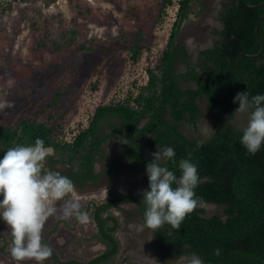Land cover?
Listing matches in <instances>:
<instances>
[{
  "label": "trees",
  "instance_id": "obj_1",
  "mask_svg": "<svg viewBox=\"0 0 264 264\" xmlns=\"http://www.w3.org/2000/svg\"><path fill=\"white\" fill-rule=\"evenodd\" d=\"M42 1L50 4L56 0ZM171 2L163 0L162 5ZM201 9L202 0L178 1L166 47L157 65L147 68L148 81L136 96L97 106L87 127L71 141L60 138V126L54 125V117L49 120L21 117L15 124L0 127V157L10 147L30 145L36 138H42L46 146L55 150L54 156L48 158V166L82 185L100 179L103 171L94 172V164L98 157L104 156V143L118 136L127 140L122 151L128 167L143 173L148 183L146 164L153 159L151 154L158 150L157 146H171L176 152V163L169 162V168L179 176L176 165L180 159L189 158L197 163L201 177L195 190L197 197L203 203L217 205L222 212L207 215L204 206H198L185 217L179 230L165 225L156 231L154 242L162 247L163 254L196 252L204 264H264V146L255 155L248 154L239 143L240 129L229 124L216 128L215 134L203 140L189 138L180 129L184 121L197 124L202 115L198 102L201 98L205 99L207 109L216 113L225 110L232 117L237 107L233 98L238 92L264 93V48L261 50L260 43L264 45V16L259 22L258 36L255 34L257 19L264 13V0H227L220 18L223 27L216 30L218 37L212 45L199 51L201 62L195 67L176 38L182 21ZM74 36L63 34V42L56 48L72 46ZM131 48L136 61L140 44L134 42ZM77 49L90 48L80 44ZM177 58L185 65L183 72L176 71ZM182 80L193 82L194 86L183 87ZM59 97L60 92L51 108ZM56 163L67 169H57ZM119 201L138 203L143 221L146 206L142 204V193L110 191L105 201L89 200L81 211L89 212L94 219L97 230L92 237L104 249L86 261L61 260L53 251V260L60 264L112 261L121 248L116 236L119 220L112 212ZM217 248L218 256L214 254Z\"/></svg>",
  "mask_w": 264,
  "mask_h": 264
},
{
  "label": "rangeland",
  "instance_id": "obj_2",
  "mask_svg": "<svg viewBox=\"0 0 264 264\" xmlns=\"http://www.w3.org/2000/svg\"><path fill=\"white\" fill-rule=\"evenodd\" d=\"M178 1L172 0L163 6V0H56L50 4L42 0H0V99L12 102L11 108L0 111V127L15 124L21 117L40 120L54 117V125L60 126V138L71 141L87 127L97 106L136 96L148 81L147 68L157 65L166 47ZM206 1V4L202 2L199 12L191 14L194 24L186 27L201 21L198 17L201 13L204 20L200 24L208 40L207 33L214 26L213 16L222 0ZM72 33L74 44L57 49L63 42V34ZM187 35L179 45L189 50L191 43ZM134 42L140 44L136 61L131 48ZM203 42L204 39L195 43ZM80 44L90 49H77ZM195 52L189 51L187 56L198 67L201 58ZM184 69L181 59L177 58L176 70ZM9 80L13 81L11 86ZM181 85L194 84L182 80ZM58 92L57 104L51 108ZM199 105L202 115L197 124L182 125L190 138L208 137L204 132L205 120L214 130L228 124L241 129L246 123L244 115L234 112L230 117L225 110L216 113L207 109L204 98L199 100ZM126 143V139L118 136L104 143V156L97 158L95 170L110 169L103 173L99 185L89 183L76 187L73 184L74 191L56 202L57 211L46 220L42 236L61 260L86 261L104 249L92 237L96 226L89 212L87 224H81L75 216L62 218L65 201L75 199L83 206L89 200L105 201L110 191L138 194L148 188L143 174L125 167L127 159L122 148ZM56 166L65 168L61 163ZM203 206L207 215L222 212L212 203H203ZM112 212L119 220L116 236L121 248L107 264H154L151 259L154 255L159 264H167L174 257L159 252L151 231L139 230L143 222L137 204L119 202ZM12 240L11 227L0 219V264H37L33 259L16 260L10 252ZM43 264L60 263L51 256Z\"/></svg>",
  "mask_w": 264,
  "mask_h": 264
},
{
  "label": "clouds",
  "instance_id": "obj_3",
  "mask_svg": "<svg viewBox=\"0 0 264 264\" xmlns=\"http://www.w3.org/2000/svg\"><path fill=\"white\" fill-rule=\"evenodd\" d=\"M8 83L11 86L13 81ZM233 99L238 102L235 113L246 116L239 143L248 154L255 155L264 146V93L238 92ZM11 107V101L0 99V111ZM204 132L209 138L215 134L206 120ZM157 149L146 164L148 188L142 192V204L146 207L143 223L139 225L141 232L147 229L152 235L165 225L179 230L185 217L203 206L195 191L201 181L197 163L189 158L180 159L177 176L168 166L169 162L176 163L175 149L171 146H157ZM54 151L42 138H36L33 144L8 148L0 157V219L12 229L10 252L18 261L33 259L43 264L53 255L52 247L43 240V228L57 211L56 202L74 191L72 180L46 163ZM72 216L81 224L89 223L88 214L81 211V204L75 199L65 201L62 207V218ZM214 254L220 255V249H214ZM151 259L159 264L155 258ZM169 261L204 264L196 252H180L167 264Z\"/></svg>",
  "mask_w": 264,
  "mask_h": 264
},
{
  "label": "flooded vegetation",
  "instance_id": "obj_4",
  "mask_svg": "<svg viewBox=\"0 0 264 264\" xmlns=\"http://www.w3.org/2000/svg\"><path fill=\"white\" fill-rule=\"evenodd\" d=\"M226 2H227V0H222L219 4H218V6H217V8H216V14L213 16V23L212 24H214V26L213 27H210V29H209V32L207 33V36H209V41H210V43H209V45L208 46H210V45H212V42H213V40L214 39H216L217 37H218V32H216V30L217 31H220L221 29H222V27H223V24H222V22H221V20H220V18H221V15H222V13H223V11H224V6H225V4H226ZM189 16H191V14L189 15ZM187 17V18H185L184 20L188 23L187 24V26L190 24V23H192V21L193 20H191V18L190 17ZM201 16V13H199L198 14V17H200ZM200 19V18H199ZM183 20V21H184ZM183 21H182V23H183ZM182 23H181V25H180V27L182 26ZM193 23H194V21H193ZM197 23H198V21H196L195 22V26L197 25ZM187 29V27H184L183 28V33L182 34H187V32H185V30ZM179 33V32H178ZM203 34V38H204V35H205V33H202ZM201 36V35H200ZM206 36V35H205ZM177 37H178V35H177ZM204 41H205V38H204ZM176 43L179 45L180 44V42H178L177 41V38H176ZM204 43V42H203ZM201 44V43H200ZM181 46V45H180ZM185 49H186V54L188 55V53H189V50L187 49V47H185ZM201 49H197L196 50V55L197 56H199L198 54H199V51H200ZM190 62V61H189ZM175 64H176V62H175ZM190 64H191V62H190ZM192 65V64H191ZM184 67H185V65H184ZM185 70V69H184ZM183 70V71H184ZM177 71V70H176ZM183 71H180V72H183ZM177 72H179V71H177ZM235 112V111H234ZM125 154V153H124ZM125 157H126V155H125ZM49 164V163H48ZM56 164H59V163H56ZM56 164H54V167H56L57 169H60V168H58L57 166H56ZM64 166V165H63ZM125 167H126V169H128L129 171H131V172H134V173H138V174H143V173H139V172H135V171H133V170H131L129 167H128V165H127V163H125ZM67 169V166H65V168L64 169H60V170H66ZM109 169H110V167H109ZM108 169V170H109ZM120 169V168H119ZM119 169H117V170H119ZM108 170H105L106 172H108ZM105 171H103L102 172V174H101V176L103 175V173L105 172ZM94 172H97V170H95V164H94ZM144 175V174H143ZM101 176H100V178H101ZM100 180V179H99ZM98 180V181H99ZM88 181H86L84 184H82V185H77L76 183H74L73 182V184L74 185H77V186H83V185H85L86 183H87ZM91 182V181H90ZM118 193H124V192H118ZM129 192H125V194H128ZM130 193H132V192H130ZM142 193V192H141ZM133 194V193H132ZM119 202H123V201H119ZM128 203H135V204H137L138 205V203H136V202H128ZM118 205V204H117ZM140 215V214H139ZM94 220V219H93ZM142 220V219H141ZM143 222V221H142ZM95 226H96V224H95ZM118 226H119V224H118ZM119 229V228H118ZM96 230H97V228H96ZM117 231V230H116ZM96 232V231H95ZM153 239H154V234H153ZM158 248H159V252H161L162 254H163V250H162V247L160 246V245H156ZM168 256V255H167ZM170 256V255H169ZM172 256H176V255H172ZM154 257L155 258H157L155 255H154Z\"/></svg>",
  "mask_w": 264,
  "mask_h": 264
},
{
  "label": "water",
  "instance_id": "obj_5",
  "mask_svg": "<svg viewBox=\"0 0 264 264\" xmlns=\"http://www.w3.org/2000/svg\"><path fill=\"white\" fill-rule=\"evenodd\" d=\"M246 1V0H245ZM255 7L256 6H259V5H254ZM264 16V13L261 15V16H259V18L257 19V22H256V26H255V34H256V36H258V26H259V22H260V20H261V18ZM190 17V16H189ZM191 18V17H190ZM188 23L184 20L183 21V23H182V26L180 27V30H179V33H178V37H177V41L178 42H181L183 39H185V35L184 34H182V32H183V28L184 27H186V25H187ZM196 30H198L199 31V33H201V31H202V27H200V26H198L197 28H195ZM207 41V39L204 41V43ZM192 43V42H191ZM204 43H202V44H195V45H192V44H190V46H189V51H191V53H193V52H195L196 51V49L197 48H200L199 46L201 45V47H202V45L204 44ZM260 43H261V50H263V48H264V45H263V43L260 41ZM208 47V46H207ZM259 52H257V53H251L250 55L251 56H254V55H257ZM241 54V53H240ZM240 54L238 55V57L240 56ZM237 61H238V58H237ZM89 183H91L92 185H94V184H97V185H99V181H94V182H90V181H88L86 184H89ZM85 184V185H86ZM76 187H77V185H75ZM84 186V185H83ZM78 187H81V186H78Z\"/></svg>",
  "mask_w": 264,
  "mask_h": 264
},
{
  "label": "crops",
  "instance_id": "obj_6",
  "mask_svg": "<svg viewBox=\"0 0 264 264\" xmlns=\"http://www.w3.org/2000/svg\"><path fill=\"white\" fill-rule=\"evenodd\" d=\"M202 2H203L204 4H206L207 1H206V0H202ZM204 6H205V5H204ZM199 18H200L201 21H199L197 24H198V26L202 27V31H201V33H199V31H198V34L201 35V37H202V36H203L202 33H203V30H204V27L200 24V22L203 23V20H204L203 18H204V17H203V16H200ZM191 19H192V18H191ZM192 22H193V21H192ZM193 24H194V23H193ZM198 26L193 25V27H188L189 30L191 29V30L187 33L188 35L186 36V37L188 38V39H187L188 42H190V43L192 42V41H190V37H188V36L190 35V33L192 34L193 32L197 31L195 28H197ZM205 37H206V36H205ZM205 37H204V38H205ZM205 40H206V38H205ZM208 40H209V38H208ZM208 40H207V41H208ZM209 43H210V41L208 42V44H207L206 46H204V47H200V48H197V49H203V48H206V47L209 45ZM191 44H192V45H195V44H200V43H195V44L191 43ZM210 46H211V45H210ZM208 47H209V46H208ZM197 49H196V50H197ZM193 86H194V85H193ZM191 87H192V86H191ZM204 100H205V99H204ZM198 102H199V101H198ZM220 112H221V111H220ZM183 123H188V122L184 121V122H182V123L180 124V129H181V131L186 135V133H185V132L183 131V129H182V125H183ZM189 124H190V123H189ZM186 136H187V135H186ZM187 137H188V136H187ZM189 138H190V137H189ZM96 242H97V241H96Z\"/></svg>",
  "mask_w": 264,
  "mask_h": 264
},
{
  "label": "bare ground",
  "instance_id": "obj_7",
  "mask_svg": "<svg viewBox=\"0 0 264 264\" xmlns=\"http://www.w3.org/2000/svg\"><path fill=\"white\" fill-rule=\"evenodd\" d=\"M191 30V29H190ZM189 29H186V32L188 33L189 31H190ZM183 33V32H182ZM185 35H187V34H185ZM188 37H190V41H192V43H195L196 41H199V42H202L203 41V37H202V39L199 37V34H198V30L197 31H195V32H193L192 34L190 33V35L188 36ZM103 189V188H102ZM97 192V191H96ZM103 193V192H102ZM101 193V194H102Z\"/></svg>",
  "mask_w": 264,
  "mask_h": 264
}]
</instances>
